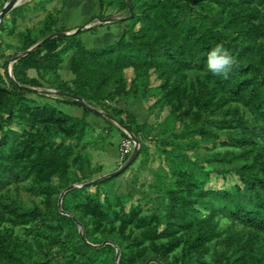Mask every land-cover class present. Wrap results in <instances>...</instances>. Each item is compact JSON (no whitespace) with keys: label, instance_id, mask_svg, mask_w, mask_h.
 Instances as JSON below:
<instances>
[{"label":"trees","instance_id":"16d2710c","mask_svg":"<svg viewBox=\"0 0 264 264\" xmlns=\"http://www.w3.org/2000/svg\"><path fill=\"white\" fill-rule=\"evenodd\" d=\"M131 1L132 24L111 48L90 49L77 34H65L30 51L53 35L45 26L39 36L21 33L23 54L14 78L0 71V264H111L115 245L119 264H264V0ZM221 43L236 61L227 78L205 68L210 50ZM71 51L72 83L58 74ZM30 70L40 77L29 76ZM48 74L54 75L47 81L52 89L83 107L82 117L39 104L34 95ZM153 76L160 83L155 104L169 105L171 118L184 124L166 137L114 105L148 94ZM87 104L101 106L106 115ZM90 114L114 119L135 135L143 156L147 140L159 142L169 173L161 176L159 194L151 196L152 210L144 213L139 203L127 208L121 199L102 201L85 192L90 186L67 191L52 214L19 197L27 181L29 192L48 201L70 187L71 162L82 168L90 161L74 156L87 136ZM177 138L188 140L187 146L226 150L204 159L210 170L183 146L181 154L167 147L179 145ZM212 172L233 173L238 181L211 188ZM118 176L93 185H110ZM103 232L111 241L95 248L91 244Z\"/></svg>","mask_w":264,"mask_h":264},{"label":"rangeland","instance_id":"374dc122","mask_svg":"<svg viewBox=\"0 0 264 264\" xmlns=\"http://www.w3.org/2000/svg\"><path fill=\"white\" fill-rule=\"evenodd\" d=\"M12 0H0V12ZM126 0H18L17 5L6 14L2 21L3 26L0 28V65L1 73L14 78V64L17 60L14 58L23 54V39L21 33L31 30L34 36L40 35V31L47 29L53 31V34L64 33L77 34V38L87 48H111L114 43L121 38L124 30L132 24L131 20H125V17L130 16L128 6L124 4ZM209 1L203 2L201 5L206 6ZM20 10L16 11V9ZM12 11L16 13L17 20L14 23L12 20ZM110 18L111 22H103V19ZM44 39H40L38 43ZM37 45V44H36ZM73 52H69L64 56L63 63L60 65L58 74L60 77L72 83L74 74L70 69V60ZM29 76L40 77L35 70L29 71ZM132 72L128 74L130 82ZM54 75H44L40 78L43 87L37 89V95H34L39 104L53 105L67 114L74 117H82L83 107L69 104L64 100V96L52 89L49 84V79H54ZM158 79L153 76L151 85L148 87L150 92L140 97L127 96L120 99L116 104L120 109L130 112L137 117L139 123H147L151 133L161 137L168 134L169 130H174L179 127L183 129V123H177L171 118V107L169 105H156L157 99L156 87L159 85ZM9 86H7L8 88ZM88 107L97 113L106 115V109L99 105L87 104ZM241 108H244L241 106ZM245 110V109H243ZM87 121L90 124L86 138L76 150L74 156L81 154L85 160H90L89 163H84L82 168L71 162L69 177L70 186L78 188L88 187L85 189L87 194L92 197L99 195L102 201L109 200L113 203L117 199H121L124 205L129 208L132 204H141L144 213L152 210L155 205L151 201L154 194H159V185L161 184V176L169 173V165L167 155L164 154L159 147V142L155 139L147 140L149 145L148 153L143 156L139 154L137 158L129 165V168L123 173H118L117 179L110 185L103 187L95 186L97 181L111 175L120 170L131 158L126 162L121 161V149L124 137L129 132L123 128L116 120H108L102 115L90 114L87 116ZM168 139L171 138L168 136ZM173 144L167 146L173 148L178 154L182 153L180 149L193 160H201L204 162L207 157L216 153L224 152L226 147L215 148L213 144L207 145L200 143L198 145H186L188 140L177 138ZM174 142V143H175ZM164 147V146H163ZM140 148V147H139ZM160 149V150H159ZM84 160V161H85ZM207 169L211 170V165L207 161L204 162ZM174 165H176L174 163ZM212 182L209 185L211 188H218L223 185H231L238 181V177L233 173L218 174L212 172ZM54 182L59 183V176L53 175ZM227 178V179H225ZM30 184L27 181L20 185L19 197L27 206L34 204L40 205L46 213L52 214L57 208L62 207L63 198L61 195L65 189L57 195H54V200L48 201L44 196H36L26 188ZM84 187V188H85ZM12 191L15 192L14 187ZM153 194V195H152ZM150 196V197H149ZM154 197V196H153ZM16 233L33 240L34 236L27 233L22 227H16ZM79 231L83 234L82 226L78 225ZM107 232L99 233L96 236V243L91 245L95 248L103 246L110 242L106 235ZM132 233V231H130ZM84 235V234H83ZM137 233H134L136 236ZM149 251H150V245ZM151 253V252H150ZM120 249L115 245V254L111 264H119Z\"/></svg>","mask_w":264,"mask_h":264},{"label":"clouds","instance_id":"9594fccd","mask_svg":"<svg viewBox=\"0 0 264 264\" xmlns=\"http://www.w3.org/2000/svg\"><path fill=\"white\" fill-rule=\"evenodd\" d=\"M235 63V58L221 43L210 50L205 60V68L213 76L227 78Z\"/></svg>","mask_w":264,"mask_h":264},{"label":"water","instance_id":"95a60500","mask_svg":"<svg viewBox=\"0 0 264 264\" xmlns=\"http://www.w3.org/2000/svg\"><path fill=\"white\" fill-rule=\"evenodd\" d=\"M126 2H127V5H128V8H129V11H130V16H128V17H125L124 19L125 20H130V19H132L133 17H134V7H133V3H132V1L131 0H126ZM17 3H18V0H12L1 12H0V22L2 21V19H3V17L6 15V14H8L16 5H17ZM103 22H111L112 21V19H110V18H107V19H103L102 20ZM56 35H65L64 33H57V34H53V35H50L49 37H47L46 39H44L42 42H40V43H37V45H35L34 47H32V49H30V51L31 50H34V49H36V48H38L42 43H44V42H46L47 40H49V39H51V38H53L54 36H56ZM18 59V57H16V58H14V60H17ZM132 134V133H131ZM132 136H133V139L135 140V142H136V144H137V148L135 149V151L133 152V154H132V156H131V158H130V160L124 165V166H122L121 168H120V170H118V171H116V172H114V173H112L111 175H108V176H112V175H116V174H118V173H120L122 170H124L125 168H127L136 158H137V156H138V154H139V147H140V141H139V139L135 136V135H133L132 134ZM73 187H75V186H70V187H68L66 190H65V192H63L62 193V195H61V199L63 198V196H64V194L67 192V191H69L70 189H72ZM60 208H61V205H60ZM83 239H85V237H83ZM146 264H148V262L146 263Z\"/></svg>","mask_w":264,"mask_h":264},{"label":"built area","instance_id":"2783aa9c","mask_svg":"<svg viewBox=\"0 0 264 264\" xmlns=\"http://www.w3.org/2000/svg\"><path fill=\"white\" fill-rule=\"evenodd\" d=\"M136 148H137V144L133 139L132 134L128 132L122 142L121 161L126 162L127 159L133 154Z\"/></svg>","mask_w":264,"mask_h":264}]
</instances>
